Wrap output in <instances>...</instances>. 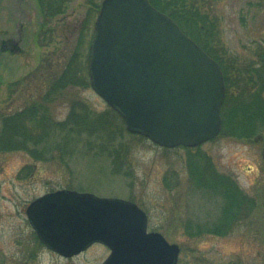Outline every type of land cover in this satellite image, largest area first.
Segmentation results:
<instances>
[{
  "label": "rangeland",
  "instance_id": "374dc122",
  "mask_svg": "<svg viewBox=\"0 0 264 264\" xmlns=\"http://www.w3.org/2000/svg\"><path fill=\"white\" fill-rule=\"evenodd\" d=\"M185 1L208 17L213 31L209 46L231 69L241 71V78L250 65L259 67L264 58V0ZM87 13L88 0H72L65 14L47 24L54 36L41 46L38 33L44 22L36 0H0V125L4 117L38 99L42 81L62 73ZM90 42L83 45L85 55H90ZM230 78L234 83V71ZM57 98L51 105L56 122L68 118L74 103L92 112L110 111L91 86L68 88ZM261 137L238 141L218 136L197 148L166 149L126 134L114 142L128 149L121 159L95 150L97 144L87 137H76L81 142L68 146L64 161L56 157L36 162L23 152L1 154L0 264H103L110 250L101 244L67 259L37 239L26 210L33 200L60 189L136 203L149 217L148 231L178 245V264H264V132ZM198 153L212 161V177L232 180L254 202L227 235L200 234L220 220L227 204L221 192L198 184V169L189 162ZM28 165L34 174L19 178Z\"/></svg>",
  "mask_w": 264,
  "mask_h": 264
},
{
  "label": "water",
  "instance_id": "95a60500",
  "mask_svg": "<svg viewBox=\"0 0 264 264\" xmlns=\"http://www.w3.org/2000/svg\"><path fill=\"white\" fill-rule=\"evenodd\" d=\"M89 76L129 132L162 148H195L222 131L220 65L149 0H103ZM26 214L40 242L64 258L102 244L110 249L103 264L179 262L178 245L149 232L147 213L132 201L60 189Z\"/></svg>",
  "mask_w": 264,
  "mask_h": 264
},
{
  "label": "trees",
  "instance_id": "16d2710c",
  "mask_svg": "<svg viewBox=\"0 0 264 264\" xmlns=\"http://www.w3.org/2000/svg\"><path fill=\"white\" fill-rule=\"evenodd\" d=\"M102 1L88 0V13L81 27L80 36L62 73L52 74L42 81L39 86L44 88L43 91L38 89V99L33 98L26 108L3 118L0 125V155L23 152L36 162H48L56 157L64 161L68 146L71 148L72 144L75 146L77 141L81 142L76 137H87L94 143L93 145L97 144L95 150L111 157L116 154V158L121 159V155H124L128 149L125 144L114 146L116 138L124 137L126 134L138 136L127 130L121 116L111 108L107 113H97L87 110L86 105L79 102L72 105L65 121L56 122L51 114V105H54L58 101L57 97L68 91V88L90 87L87 66L89 55H85L83 45L87 41L90 42L93 37L94 22L100 12ZM149 1L156 9L171 17L221 66L226 82V97L221 111L223 124L220 136L238 141L259 140L264 132V58L259 61V67L254 68L250 65L245 69L243 72L245 75L241 78V71L231 69L227 61L210 47L213 31L209 28L207 16L201 15L185 0ZM36 2L44 22L38 33V39L40 45L45 46L54 36L52 30L45 29L48 27L47 24L65 14L72 0H36ZM232 71L237 75L234 83L230 78ZM254 76H258L259 81H255ZM59 138L62 140L58 141ZM189 162L198 169L202 181L198 184L206 188L211 187L217 193L221 192L227 204L220 220L208 226L209 228L200 234H229L240 222L243 211L252 210L253 200L246 197L232 180L226 177H222L223 180L220 179L221 177L220 180L217 176L212 177L214 165L205 156L202 157L198 153L191 156ZM34 171L28 165L19 173V178L30 177ZM262 195L264 204V186Z\"/></svg>",
  "mask_w": 264,
  "mask_h": 264
}]
</instances>
